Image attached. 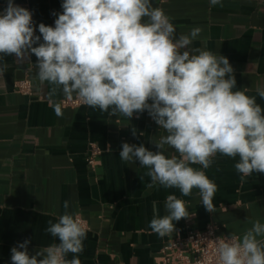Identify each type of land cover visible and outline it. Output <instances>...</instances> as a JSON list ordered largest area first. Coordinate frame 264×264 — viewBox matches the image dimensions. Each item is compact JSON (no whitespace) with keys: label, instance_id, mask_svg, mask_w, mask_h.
Instances as JSON below:
<instances>
[{"label":"crops","instance_id":"1","mask_svg":"<svg viewBox=\"0 0 264 264\" xmlns=\"http://www.w3.org/2000/svg\"><path fill=\"white\" fill-rule=\"evenodd\" d=\"M14 2L32 13L36 35L40 23L54 26L53 13L63 11L62 0ZM152 5L170 17L177 35L201 28L192 47L227 57L238 90L247 89L264 109V99L257 95V89L264 88V0H222L215 7L209 0H152ZM5 7L6 0H0V12ZM3 62L7 68L0 75V264H11V248L25 239L31 241L30 254L56 242L46 228L49 220L55 223L64 213L65 201L68 210L89 225L81 264H162L163 246L185 238L190 229L214 224L219 234L242 236L253 221L264 223V174L254 172L242 181L234 167L238 157L218 153L214 163L202 169L217 186L215 210L208 212L197 189L182 196L178 189L148 187V169L139 161L119 158L124 142L157 151L152 142L166 132L147 111L139 118H126L86 105L68 108L61 104L65 96L60 92L53 98L63 111L57 116L49 102L50 86L37 79L36 57L17 60L11 55ZM25 77L34 84L31 96L15 89ZM90 142L102 149L93 166L87 162ZM164 152L178 156L167 145ZM171 194L185 201L189 216L174 221L175 231L160 237L149 223L154 208L166 214L164 202Z\"/></svg>","mask_w":264,"mask_h":264},{"label":"clouds","instance_id":"2","mask_svg":"<svg viewBox=\"0 0 264 264\" xmlns=\"http://www.w3.org/2000/svg\"><path fill=\"white\" fill-rule=\"evenodd\" d=\"M221 2L209 0L213 7ZM61 8L53 13L54 26L40 23L36 35L32 13L6 0L0 12V75L7 68L5 56L34 55L37 79L50 86L57 116L63 111L53 98L60 92L110 116L139 118L147 111L166 132L152 142L157 151L124 142L119 158L147 168L148 187L178 189L182 196L197 189L208 212L215 210L217 186L202 169L218 153L239 158L234 167L242 181L254 172L264 174V109L247 89L238 90L227 57L192 47L201 28L177 35L170 17L152 0H62ZM257 95L264 99V88ZM131 131L135 137L136 129ZM165 145L178 156H166ZM63 206L58 221L49 220L46 228L56 242L30 254L31 241L25 239L11 248V264H81L86 228L68 210V201ZM164 209L161 216L154 208L149 223L160 237L175 231L174 221L189 216L185 201L174 194L166 197ZM217 252L219 264H264V223L255 220L242 236L219 238Z\"/></svg>","mask_w":264,"mask_h":264},{"label":"built area","instance_id":"3","mask_svg":"<svg viewBox=\"0 0 264 264\" xmlns=\"http://www.w3.org/2000/svg\"><path fill=\"white\" fill-rule=\"evenodd\" d=\"M17 92L31 96L34 92V84L30 77L18 80L15 84ZM61 104L68 108H77L83 104L73 96L72 99L63 98ZM102 154V149L95 142L89 143L87 162L95 165L97 158ZM83 222L86 231L89 225L86 219L78 215ZM227 237L218 233L214 224L208 225L204 230L188 231L185 238H176L166 243L160 252L162 264H219L217 252V240Z\"/></svg>","mask_w":264,"mask_h":264}]
</instances>
